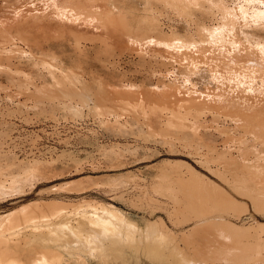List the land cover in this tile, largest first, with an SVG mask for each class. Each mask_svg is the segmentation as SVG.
Returning a JSON list of instances; mask_svg holds the SVG:
<instances>
[{
    "label": "bare ground",
    "instance_id": "1",
    "mask_svg": "<svg viewBox=\"0 0 264 264\" xmlns=\"http://www.w3.org/2000/svg\"><path fill=\"white\" fill-rule=\"evenodd\" d=\"M20 1L21 7L0 8V66L4 67L3 71L7 74L11 67H19L15 64L23 62V59L17 56L26 54L34 56L33 54L49 51L50 59L40 60L35 66L50 75L53 85H58L53 88L51 87L53 85L40 86L35 80L29 81L35 84L37 90L35 93L27 94L26 101L56 102L59 105L53 106L51 113L54 115L58 111L69 115L71 110L81 115L87 106L88 110L92 111L88 104L92 101L95 105V114L140 116L146 123L160 125L162 131L176 137L170 140H178L184 147L196 150L201 146L208 148L211 145L207 140L209 133L227 131L226 144L247 145L253 148L252 152L256 153L255 160L251 163V159L246 156H234L231 155V150H228L230 155L225 163H221L223 164L221 167L200 153L203 166H206L211 175L230 185L235 194L242 198L246 197L245 199L250 198L256 205L264 204V0ZM141 5L143 7H140ZM16 32L22 34L23 42L30 52L20 53ZM94 60L99 62L100 69L111 73L127 61L136 71L141 73L143 71L144 75L151 73L152 78L145 80L158 84L147 86L142 82L138 87L130 76L127 78V74L106 76L101 73L102 70H95L92 66L95 64ZM111 79L115 84H112ZM195 79H202L204 82L208 81V84L215 85V91L211 92L208 86L209 90L200 94ZM182 82L192 85L187 94L183 91L185 87L178 86ZM10 93L11 97L18 99L24 94ZM192 93L191 98H186ZM226 117L234 122L233 126L228 127L220 122ZM231 130L240 132L239 136L236 135L238 138L233 137ZM187 131L192 133L195 144L185 140L184 134ZM174 166L176 170L173 174H164L160 177V185L165 184L166 191L174 190L172 184L170 185L172 188H168V185L175 182L174 176H177L176 180L181 185L183 197L172 198L173 210L177 213L186 211L182 206L186 204L197 218L189 229L178 235L169 233L164 224L162 232L158 234L166 244L165 248L174 255L175 264H216L214 252L217 251L222 255L228 253L234 264L244 263L245 259H248L245 258V254L243 255L244 251L237 249V244L236 249L229 248L223 241V233L229 231L226 234H232L230 238L233 235L239 238L246 234L243 235V232L240 234V229L237 234L234 226L226 223L224 218L213 216L214 211L220 209L223 211V206L219 204L233 206V202L236 204L238 199L188 162L178 160ZM197 194L202 197H197ZM39 204L48 206L46 210H52L49 209L50 206L55 210L56 207H59L58 210L60 207L69 210L71 205L58 201H41L26 205L34 208H29V211L35 213L33 210ZM101 206L112 212L109 218L111 215L113 218L114 216L120 218L116 208L104 204ZM74 207L76 208L77 204ZM80 208H83L82 205ZM96 208L94 206L93 209ZM23 209L22 211H27ZM88 210L87 208L85 212ZM17 212L15 210L3 214L0 219L9 218L7 221H13L14 215L18 219ZM46 212L48 214L49 211ZM52 216L55 217V212ZM61 216L58 215L55 219L52 217L53 220L43 215L26 222L17 220L1 230L4 232L0 234V264H88L80 253L73 258L64 255L63 246H71L74 243L89 245L94 251L102 252L106 238L105 234H101L103 238L95 234L97 230L95 224L98 221L92 223L96 218L88 222L90 225L86 222L88 227H85L84 219L73 218L75 215ZM108 217L102 215L100 218L103 219L99 220L101 222L99 226L102 220L109 219ZM113 218L110 219L113 221ZM4 224L5 221L2 225ZM32 226L33 229H29ZM105 228L102 231L109 235L111 232ZM156 228L157 225H150V229ZM256 228L255 233L264 232L263 224ZM18 230H21L18 233H25L17 236L16 240H11L8 235ZM133 230L135 232V229ZM151 232H155V235L152 233L154 237L157 235L155 230ZM148 233L150 231H147ZM118 234L120 237V233ZM256 236L252 237H259ZM49 241H59L58 245L61 246H40L41 243ZM180 241L185 243L183 247L178 243ZM249 251L252 253V250ZM216 256L221 254L217 253ZM259 257L256 259L257 262L254 261L255 264L264 263V257L261 258L260 255ZM255 258L254 256L253 260ZM218 260L216 262H221ZM231 261L229 259L228 262Z\"/></svg>",
    "mask_w": 264,
    "mask_h": 264
},
{
    "label": "rangeland",
    "instance_id": "2",
    "mask_svg": "<svg viewBox=\"0 0 264 264\" xmlns=\"http://www.w3.org/2000/svg\"><path fill=\"white\" fill-rule=\"evenodd\" d=\"M7 6L21 7L22 2L20 0H0V8ZM140 7H143V5ZM15 36L18 38L16 42L20 53L30 52L23 42L22 34L16 32ZM49 54L48 51L47 53L39 52L33 54L34 56L32 54L17 56L23 59V62L15 64L19 67H11L7 74L3 71L4 67L0 66V216L15 212V210L19 212L16 214L19 216L18 219L15 215L13 216L14 218L10 217L13 218V221H7L10 220L9 218L7 220L0 219L2 224L3 221L6 222V224L0 225V234L4 232L1 230L9 227L12 222L17 220L26 222L40 215L53 220L52 217L54 216L52 215L54 212L55 217H58V215L59 217L61 215L73 217L75 215L73 218L84 219L85 227H88V224L90 225L88 222H92L96 218L92 224L98 221L95 224V229L97 228L95 234L99 238L100 236L103 238V234L107 235L106 232L102 231L105 226H107L105 229L109 233L111 232L107 236L104 235L106 238L104 240L105 243L103 242L106 248L103 249L104 252L103 250L102 252L100 250L94 251V248L82 243H71V246H63V252L67 258H73L77 253H80L88 264H175L174 255L165 248L167 246L158 234L162 232L164 224L167 231H170L169 233L172 232L171 234L178 235L182 231L189 229L197 221V218L186 204H182L186 211L177 213L173 210L174 201L172 198L183 197L181 185L176 180L177 176H174L175 182L168 185V188H174L172 191H166L164 189L165 184L164 186L160 185V177L164 174H173L176 170L175 163L178 160H183L218 182L238 199L236 204L234 201L233 206L230 205L234 208H230L229 204L226 205V203L219 204V206H223V211L221 209L218 210L219 212L214 211L213 216L224 218L226 223L231 224L232 227L234 226L233 229L237 230V234L238 229H240V234L242 232L244 233L243 235L246 234L243 237L239 235L241 238H238V236L235 238V235L230 238L232 234H226L229 231L223 233V241L227 243L229 248L236 249L237 247L242 252H245L246 249L250 252L249 256H247V251L243 252L245 258L248 259L244 258L246 261L241 264H249V262L255 264L254 261L259 255L261 258L264 257V232H257L259 230L256 228L260 224L264 225V207L262 208L264 204L261 206L256 205L250 198L245 199L246 197L242 198L235 194L236 192H233L234 190H231L230 185L224 180H219L207 171L208 169L205 165L203 166V160L200 158V153H203L205 154L204 157L213 161L215 165L218 164L223 167L221 163L226 162V158L230 155L227 151L231 150V155H244L251 159L252 163L256 158V153L252 152L253 148L247 145L226 144L227 131L209 133L207 140L211 145L208 148L205 146L199 147L198 150L186 148L182 142L170 140L176 137L162 131L160 125L148 124L140 116L131 117L122 113V116L119 114L114 116L95 114V105L92 101L88 102L92 111H89L87 106V108L83 109L84 111L81 115L76 114L72 110L69 115L64 114L62 111H58L54 115L51 112L54 109L53 106L59 105L58 103L50 100L43 102L26 101V95L35 93L37 90L35 84H31L29 81L35 80L40 83V86L45 85L47 87L54 84L46 71H42L41 68L35 66V63L40 60L50 59ZM94 61L95 64L92 66L95 70H102L101 73L106 76L110 74L126 76L127 74V78L130 76V79L136 81L138 87L141 86L142 82L146 83L147 86H156L158 84L155 81L145 80L152 78L151 73L144 75L143 71L142 73L141 71H136L132 64L127 61L123 62L120 68L112 71L113 74L110 71L100 69L99 62L97 60ZM41 75H43L42 78ZM195 80L200 94L206 90L208 91V86H210L211 92L216 89V86L208 84V81ZM111 81L113 84L114 80L111 79ZM168 85L166 84V86ZM178 86L185 87L186 89H183V91L186 94L192 89L191 84L184 82L179 83ZM51 87H58V85ZM5 90L9 93H6ZM10 92H23L24 94L21 99H18L11 97ZM192 96L193 93L186 98H191ZM111 107L113 106L111 105ZM220 122L228 127L233 126L234 123L228 117L223 118ZM232 133L234 138H238L240 135L239 131H232ZM184 137L187 142L195 144L194 137L190 131L185 132ZM170 163H173V165ZM3 170L4 173H2ZM183 170L186 169L183 168ZM197 197L202 196L197 194ZM87 200L90 202H86ZM41 201L65 202L71 205L77 204V207L69 205V210L62 207L66 211L64 213L61 207L59 210L57 209L59 207H56L55 210V208H50V206L49 209H54L52 211L46 210L48 206L45 207L42 204L36 207L37 204L32 207L39 208L37 209L38 212L36 209L33 210L35 213L31 211L35 214V216H32L33 214L29 210L34 208L27 207V205L40 203ZM99 204L100 207H98ZM102 204L116 208L120 213L118 216L121 221L117 216L113 218V215H111L110 218H113V221L115 218L119 220H115L114 224L108 217L112 212L104 209L101 206ZM81 205L83 208H80ZM94 206L97 208L93 209ZM71 207L75 210H72ZM20 208H24L23 210L26 209L27 211L19 210ZM87 208L89 210L85 212ZM41 210L42 212L40 213L39 211ZM104 210L107 212H104ZM46 211H49L48 214ZM72 211L74 212L72 213ZM45 212L46 215H44ZM49 213H52V215H49ZM106 213L109 215H105ZM102 215L109 219L102 220L101 225L106 221L107 223H112V226L110 223L104 224L103 227L99 226L101 223L99 220L103 219L100 218ZM50 216L52 217L50 218ZM119 222L120 224H117ZM154 224L157 225L154 230L158 235L155 237V232H151L154 230L150 229V225ZM109 227L115 228L118 232ZM255 228L257 229L256 233L254 232ZM29 229H33V226ZM132 229H135V232ZM147 231H150V233L147 234ZM15 232L11 234L12 236L8 235L11 240H16L17 236H22L25 233H18L21 230ZM133 232L134 234H132ZM5 233L10 234L7 231ZM118 233H120L122 238L118 237ZM125 234H128L129 237ZM253 234L259 237H252L254 236ZM111 237L115 239L112 240ZM116 239L119 241L121 239V241L119 242ZM58 243L60 242L49 241L41 243L40 246H61ZM178 243L182 247L185 245L183 241ZM249 250H252V253ZM255 252L259 255L257 256ZM214 253L216 255L217 253L218 255L221 254V256L215 255L216 264L221 262V264H234L231 261L233 258H230L231 256L228 253V255H222L219 251ZM254 256L256 258L253 260ZM229 259L232 263L228 262ZM217 260L221 262L218 263L216 262Z\"/></svg>",
    "mask_w": 264,
    "mask_h": 264
}]
</instances>
